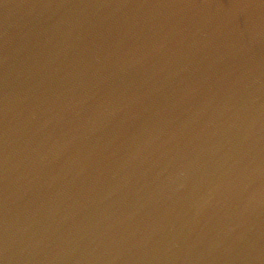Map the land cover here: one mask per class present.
I'll return each mask as SVG.
<instances>
[{
	"label": "water",
	"instance_id": "1",
	"mask_svg": "<svg viewBox=\"0 0 264 264\" xmlns=\"http://www.w3.org/2000/svg\"><path fill=\"white\" fill-rule=\"evenodd\" d=\"M0 264H264V0H0Z\"/></svg>",
	"mask_w": 264,
	"mask_h": 264
}]
</instances>
